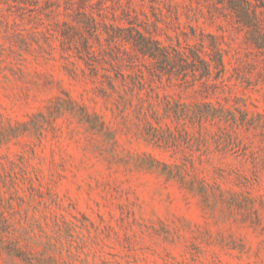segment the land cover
Here are the masks:
<instances>
[{
  "label": "rangeland",
  "instance_id": "rangeland-1",
  "mask_svg": "<svg viewBox=\"0 0 264 264\" xmlns=\"http://www.w3.org/2000/svg\"><path fill=\"white\" fill-rule=\"evenodd\" d=\"M67 1L0 0V264H264L263 56L207 0H87L163 46L218 38L225 71L205 94L123 48L86 66Z\"/></svg>",
  "mask_w": 264,
  "mask_h": 264
},
{
  "label": "trees",
  "instance_id": "trees-1",
  "mask_svg": "<svg viewBox=\"0 0 264 264\" xmlns=\"http://www.w3.org/2000/svg\"><path fill=\"white\" fill-rule=\"evenodd\" d=\"M87 0L67 1L65 7L66 14L61 22L59 36L61 38L62 49L73 51V53L84 62L86 66L93 65L96 58L107 50L117 49L115 55L117 68L120 69L119 53L129 56L134 53L138 57L149 58L154 63L160 64L159 71L168 73L175 72L183 80L190 76L193 81L200 82L201 89L205 94L217 88L216 83L209 84V78L214 71V81H217L225 71L224 51L220 48L218 38L201 35V43L197 46L186 45L183 48L173 46H163L151 35L150 32H141L136 26L129 24L126 28H121L113 24H107L103 20H98L92 11H87ZM103 0H98V5L102 6ZM209 8L217 15L229 19L239 31L245 33L246 43L255 50L258 55L263 56L262 65L264 69V0H207ZM89 7H91L89 5ZM98 8L97 16L102 17ZM213 16V15H212ZM58 24V22H57ZM105 34L102 41L101 36ZM208 38V45H203V38ZM95 41L96 46L92 41ZM105 43V44H104ZM128 46L129 50H125ZM116 53V52H115ZM207 57L208 60H205ZM118 60V61H117ZM123 81L124 77L119 75ZM114 89L112 82L109 83ZM173 103V104H172ZM203 110H197L195 115L201 119L231 121L238 125L235 119H229L227 109L223 106H214L210 102L202 103ZM184 105L178 100H166L164 108L165 114H175L181 117ZM152 114H155L153 111ZM240 124L248 123L245 114L240 119Z\"/></svg>",
  "mask_w": 264,
  "mask_h": 264
}]
</instances>
